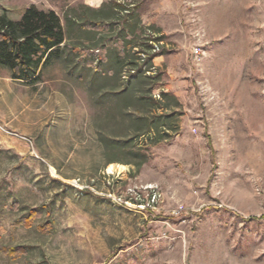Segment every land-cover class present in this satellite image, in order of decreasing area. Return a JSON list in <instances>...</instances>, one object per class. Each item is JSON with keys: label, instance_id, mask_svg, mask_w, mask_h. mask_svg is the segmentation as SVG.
Segmentation results:
<instances>
[{"label": "rangeland", "instance_id": "rangeland-1", "mask_svg": "<svg viewBox=\"0 0 264 264\" xmlns=\"http://www.w3.org/2000/svg\"><path fill=\"white\" fill-rule=\"evenodd\" d=\"M84 1L0 0L67 38L0 67V264H264V0Z\"/></svg>", "mask_w": 264, "mask_h": 264}, {"label": "trees", "instance_id": "trees-1", "mask_svg": "<svg viewBox=\"0 0 264 264\" xmlns=\"http://www.w3.org/2000/svg\"><path fill=\"white\" fill-rule=\"evenodd\" d=\"M66 40L62 18L54 10L31 5L19 20L2 14L0 67L7 68L15 80L35 83L43 68L61 58Z\"/></svg>", "mask_w": 264, "mask_h": 264}, {"label": "built area", "instance_id": "built-area-1", "mask_svg": "<svg viewBox=\"0 0 264 264\" xmlns=\"http://www.w3.org/2000/svg\"><path fill=\"white\" fill-rule=\"evenodd\" d=\"M152 51L154 53H157L160 51L157 44L153 45ZM207 54L208 53H207V50H206L204 45L195 46L192 50V55H193V60L196 63V65H200L204 61V59L206 58ZM261 93H262L263 101H264V87L262 88Z\"/></svg>", "mask_w": 264, "mask_h": 264}, {"label": "crops", "instance_id": "crops-1", "mask_svg": "<svg viewBox=\"0 0 264 264\" xmlns=\"http://www.w3.org/2000/svg\"><path fill=\"white\" fill-rule=\"evenodd\" d=\"M104 0H85L84 4L88 7H102ZM165 59V58H164Z\"/></svg>", "mask_w": 264, "mask_h": 264}, {"label": "bare ground", "instance_id": "bare-ground-1", "mask_svg": "<svg viewBox=\"0 0 264 264\" xmlns=\"http://www.w3.org/2000/svg\"><path fill=\"white\" fill-rule=\"evenodd\" d=\"M116 168H117V169H122L123 166H121V165H118V166L110 165V166L108 167V172H109V173H112V172H114V171L116 170Z\"/></svg>", "mask_w": 264, "mask_h": 264}]
</instances>
